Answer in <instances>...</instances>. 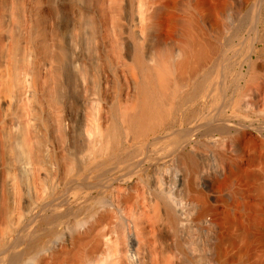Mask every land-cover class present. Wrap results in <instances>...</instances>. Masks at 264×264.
Masks as SVG:
<instances>
[{"label":"bare ground","instance_id":"bare-ground-1","mask_svg":"<svg viewBox=\"0 0 264 264\" xmlns=\"http://www.w3.org/2000/svg\"><path fill=\"white\" fill-rule=\"evenodd\" d=\"M170 4L0 0V264H231L229 244L236 238L249 252L247 197L255 172L251 157L246 166L238 158L243 134L228 144L210 138L220 162L209 174L213 183H241L231 202L224 191L202 185L206 152L189 147L188 132L179 136L173 160L169 153L133 161L139 147L159 139L178 94L164 27ZM194 53L203 56L202 49ZM190 54L182 49L176 66ZM258 93L245 96L244 106ZM126 159V172L98 184L107 203L92 206L87 176ZM72 185L78 187L74 204L69 201L54 227L57 249L38 252L40 239L32 237L13 253L36 212L56 207V191ZM231 205L243 213L234 217Z\"/></svg>","mask_w":264,"mask_h":264},{"label":"rangeland","instance_id":"rangeland-1","mask_svg":"<svg viewBox=\"0 0 264 264\" xmlns=\"http://www.w3.org/2000/svg\"><path fill=\"white\" fill-rule=\"evenodd\" d=\"M164 27L169 41H172V91L178 94L172 98V117L158 133L159 139L139 147L133 161L145 157L160 158L169 153H172L173 160L178 155L179 136L188 132L191 140L189 147L199 146L203 153L206 152L200 160L207 170L202 174V185L224 191L228 202H231V197H239L234 192L241 183H213L209 174L215 171L220 162L212 152L210 138L224 137L228 144L243 134L244 151L238 154V158L246 166L251 157V169L255 172L247 197L252 238L249 252H242L241 240L231 238L232 244L235 243V246H230L229 241L231 264H264V0H172L164 15ZM91 45L89 41L90 48ZM184 48L191 49V54L181 66H176ZM199 49L203 50L201 58L194 53ZM163 53L169 56L168 51L164 50ZM254 93H258L260 98L244 106L245 96ZM221 126L225 130H220ZM130 162L131 159H126L87 176L85 186L88 184V191L95 190L91 198L92 206L107 203V193L98 184L126 172ZM222 176H225V172ZM1 182L0 176V187ZM72 187L75 188L73 191ZM43 189H52L49 180H44ZM77 190L78 187L72 185L68 190L56 191L55 197H59L55 201L57 206L36 212L37 217L30 222L18 245L19 250L16 247L13 253L23 252L35 238L40 239L41 243L38 252L51 254L57 249L56 219L68 209L69 201L71 205L74 204L71 200H74ZM224 205L219 203V207L222 206L220 211ZM229 212L234 217L243 213L237 205H231ZM124 220V216L120 215V221L123 223ZM228 226L229 235L236 237L237 224L231 221ZM33 230L38 234H32ZM29 256L23 261L26 262Z\"/></svg>","mask_w":264,"mask_h":264}]
</instances>
